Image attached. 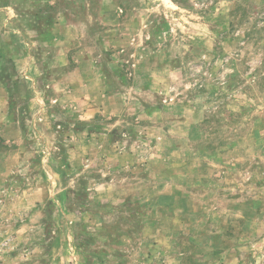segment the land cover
Listing matches in <instances>:
<instances>
[{
    "label": "rangeland",
    "instance_id": "rangeland-1",
    "mask_svg": "<svg viewBox=\"0 0 264 264\" xmlns=\"http://www.w3.org/2000/svg\"><path fill=\"white\" fill-rule=\"evenodd\" d=\"M0 264H264V0H0Z\"/></svg>",
    "mask_w": 264,
    "mask_h": 264
}]
</instances>
